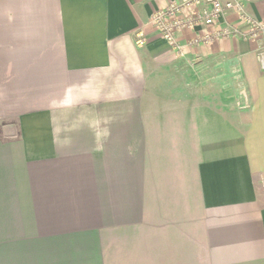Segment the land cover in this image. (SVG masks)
<instances>
[{
  "label": "crops",
  "instance_id": "0c3cea01",
  "mask_svg": "<svg viewBox=\"0 0 264 264\" xmlns=\"http://www.w3.org/2000/svg\"><path fill=\"white\" fill-rule=\"evenodd\" d=\"M173 1L0 0V264H264L256 44Z\"/></svg>",
  "mask_w": 264,
  "mask_h": 264
},
{
  "label": "built area",
  "instance_id": "2783aa9c",
  "mask_svg": "<svg viewBox=\"0 0 264 264\" xmlns=\"http://www.w3.org/2000/svg\"><path fill=\"white\" fill-rule=\"evenodd\" d=\"M228 11L236 13L238 19L248 26V30L229 27L219 31L216 36L238 37L255 42L259 66L264 73V20L252 17L241 0H175L168 7L156 10L151 22L169 46L179 55H183L184 46L177 37L179 32L194 29L199 25L214 26ZM204 40L207 42L210 37L206 36ZM137 42L145 43L143 32L138 33Z\"/></svg>",
  "mask_w": 264,
  "mask_h": 264
}]
</instances>
